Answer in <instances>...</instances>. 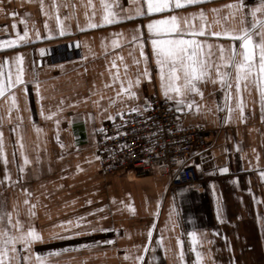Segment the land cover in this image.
Masks as SVG:
<instances>
[{"label":"crops","instance_id":"1","mask_svg":"<svg viewBox=\"0 0 264 264\" xmlns=\"http://www.w3.org/2000/svg\"><path fill=\"white\" fill-rule=\"evenodd\" d=\"M232 2L206 0L148 13L147 0H103V3L102 0H0V41L16 39L17 33L22 36L25 22L29 31L27 42L0 48L5 79L10 71L14 78L15 57L21 54L23 79L27 82L26 92L25 85H16L0 97V132L7 159L5 165L0 158V212L11 213L13 223L19 219L24 229L33 225L43 236V242L34 243L31 252L13 257L11 264H37L35 253L44 256L58 249L69 250L46 256L45 264H141L136 257L142 254L143 264H194L196 254L187 235L193 230L198 237L196 250L202 253L200 264H232L233 257L235 264H264V179L260 176L264 171V119L255 79L242 81L237 94L236 73L231 69L229 103L233 112L228 122H225L228 116L225 90L212 80L200 82L202 99L198 95L192 97L201 105L200 111L193 108L178 112L184 124H203L212 131L209 147L188 160L201 166L200 169L195 166L199 175L195 184L171 187L155 168L141 176L130 170L105 174L96 158L97 131L109 120L108 115L117 116L138 107L155 94L164 98L147 24L176 15L178 19L186 17L199 28L202 24L199 15L193 18L190 14L203 9L206 32L223 31L225 27L239 30L243 26L239 13L225 19L229 10L222 6ZM105 3L118 17L116 22L101 24ZM245 3L248 12L259 0ZM213 8H219V13L210 11ZM137 9L143 15H137ZM250 19L246 16L245 24ZM89 22L98 26L88 27ZM61 27L65 29L64 35L58 34ZM37 31L40 39H36ZM134 36L138 39L133 40ZM197 39L213 45L214 58L219 55L217 44L228 48L233 43L224 36ZM139 40L148 55L152 79L149 82L141 76V83L133 84L136 98L124 93L117 96L120 83L111 82L110 73L116 72L111 63L115 59L125 85L128 79L134 81L138 71L144 69ZM235 43L238 48L239 41ZM56 45L66 46L57 53L48 50ZM134 60H140V64ZM36 81L42 100L35 91ZM11 93H15L17 107L9 111ZM238 101L244 106L243 121ZM171 103L175 107V102ZM41 106L45 115H56L45 119L40 115ZM58 107L62 111L57 112ZM24 156L29 163L21 173L19 166L24 163ZM224 166L229 168L228 173L218 171ZM5 168L8 180L4 179ZM217 198L221 203V219L216 216ZM31 205H35L34 216L29 215ZM77 217H84L91 224H81L72 228L73 232L88 233L90 227L109 230L66 238L70 233L64 232L61 222L75 221ZM3 226H8L7 216ZM149 230L151 244L145 254ZM53 234L65 238H55ZM161 238L163 247L158 244ZM178 239L183 241V261L179 257ZM108 240L112 243H104ZM25 254L30 257L28 261L22 258ZM153 255L158 259H153Z\"/></svg>","mask_w":264,"mask_h":264},{"label":"snow or ice","instance_id":"2","mask_svg":"<svg viewBox=\"0 0 264 264\" xmlns=\"http://www.w3.org/2000/svg\"><path fill=\"white\" fill-rule=\"evenodd\" d=\"M206 0H147V11L148 13H158L169 7H182L185 5H195L204 3ZM103 3V0H102ZM43 8V4L41 5ZM104 13L102 16L101 24H111L116 22L118 17L115 13L109 10L108 4H103ZM222 7L227 8L229 11L225 17H235L237 13L240 14V22L243 25L239 30L234 28L225 27L223 31H205L207 17L203 9L198 13H191L190 15L195 18L199 15L202 24L199 28H196L195 25L191 24L189 20L185 17L178 19L176 15L165 16L162 19L151 20L147 24V29L149 32V40L152 48V57L154 59L155 65L157 66L159 86L165 100L174 101L176 112L184 111L185 109L192 110L195 108L196 111H200L201 105L197 103L193 96L198 95L203 98V92L201 91L199 84L202 81L212 80L213 83L219 82L222 89L225 90L224 100L225 107L228 111V116L225 118V122H228L232 119L233 108L229 103L232 100L231 93V69L235 70L236 76V90L239 94L241 82L248 81L250 79H255L258 89L260 92V105H261V118L264 119V0H259V3L255 4L250 8V11L245 12V9L249 6L245 3V0H233L232 3L223 5ZM2 10V9H0ZM210 11L218 14L220 9L213 8ZM258 13L260 15H258ZM15 15V13H12ZM137 15H143L139 9L136 10ZM250 16V21L245 24V17ZM129 18V17H124ZM59 19V18H58ZM219 22V21H217ZM183 25V26H182ZM88 27H97L98 25L89 22ZM15 27V25H13ZM47 28V24H45ZM59 35L65 34V29L60 28L58 33ZM113 35H119L114 33ZM198 36H215V37H228L233 42L228 48H225L223 44H217L219 55L218 57H213V45L208 43L207 40L197 39ZM29 37V31L27 28V23L25 22V29L23 35L21 36L17 33L16 39L5 41H0V48L9 47L16 45L18 43L27 42ZM40 34L36 32V39H40ZM137 37H133V40H137ZM236 41H239V47L236 46ZM140 44V55L143 58L144 69L143 72H139L135 80L128 79L127 85L125 81L120 78L119 66L116 64L115 59L111 63V68H115V73H110L112 76V83L119 81L120 83V92L117 93L119 96L121 93H124L132 98H136V92L132 91L133 84L138 86L141 83L140 77L148 79L149 82L152 79L151 70L148 67V55L144 52V44L142 40L138 41ZM113 45L116 46L117 42L113 41ZM44 52V49L40 50ZM118 59H123L122 57H117ZM7 59V58H6ZM84 59V57H82ZM23 60L24 57L21 54H17L15 57L16 72L13 78V73L10 71L5 79L4 72L2 71L3 65H0V97L4 96L6 92H9L10 89L14 88L16 85H25L26 81L23 79ZM134 63L139 65L140 60H134ZM124 68L127 70L128 65H124ZM214 74V75H213ZM108 85H105L107 87ZM246 86V85H245ZM35 91L39 100H42L43 97L40 95V85L39 82H35ZM87 99V98H85ZM11 108L17 107V101L15 93L10 94ZM63 101H61L62 103ZM112 101H110L111 103ZM151 107V103L147 100L141 107L130 108V112H141L147 111ZM237 107L240 109V119L243 121L244 111L242 102H237ZM217 110L219 106H217ZM62 111L61 108H57V112ZM106 111V109H102ZM209 111H211L209 109ZM40 115L45 119H50L56 115V113H49L45 115L43 107L41 106ZM121 118H123L124 113H118ZM109 120L115 121L116 117L114 115H108L106 117ZM128 121L124 120L123 123ZM57 127L59 126V119L56 120ZM15 131V129H13ZM39 131V129H37ZM99 131L105 132L106 129L100 128ZM116 135H120L119 132ZM110 137L105 136V139ZM57 141H59V136L57 135ZM19 142V141H18ZM61 147L64 145L61 142ZM21 149L23 145L21 144ZM239 150V146H237ZM23 155V151H21ZM0 158H3V162L7 165V159L3 154V134L0 132ZM99 159V157H96ZM258 159V157H257ZM29 160L27 156H24V163L21 164L20 171L23 173L24 165L28 164ZM178 163H183V161H178ZM197 169H200V165H195ZM77 169L79 165H77ZM220 173H228L229 168L227 166L220 167L218 169ZM262 179H264V171L260 173ZM5 180L10 179L8 175L7 168H5ZM234 183L238 181H233ZM212 191L215 192V185L212 186ZM250 192L251 189H248ZM25 203H28L26 200ZM91 203V201H88ZM123 203V202H121ZM35 205H31L29 209V215L34 216ZM96 211H101L97 209ZM91 215V213L89 214ZM5 216H7V227H4ZM216 216L217 219H221V203L220 199L217 198V207H216ZM103 219V218H102ZM221 222H223L221 220ZM81 224L90 225V221H86L84 217H77L75 221L68 220L62 221L61 227L64 232L70 233L66 238H71L72 236H80L83 234H90L91 232L96 231H108L109 229L100 228V227H90L89 232L81 231H71L72 228H78ZM154 227V226H153ZM15 230V231H13ZM55 238H65L59 236V234H53ZM187 235L191 238L192 251L196 254V261L194 264H200L202 253L196 250L198 243L197 232L195 230L190 231ZM149 242L144 245V253L147 254L149 251V245L151 244V230L148 232ZM36 242H43V236L33 225H30L27 229H24L23 223L17 219L13 223L11 218V213L0 212V264H11L13 257H20L21 253H29L32 251V245ZM178 244L181 245V251L179 257L183 261V241L178 239ZM104 243H112L111 240L104 241ZM159 246L162 245V238L158 242ZM19 245V249L17 248ZM80 247H89V245H80ZM69 249H58L50 251L42 256L40 253H35V258L37 264H45V257L51 255H58L61 251H67ZM154 254L155 249H152ZM23 260L28 261L30 259L29 255H23ZM127 258V257H126ZM137 261L143 264L144 255H139L136 257ZM153 259H158L153 255ZM232 264H235V258H232Z\"/></svg>","mask_w":264,"mask_h":264},{"label":"built area","instance_id":"3","mask_svg":"<svg viewBox=\"0 0 264 264\" xmlns=\"http://www.w3.org/2000/svg\"><path fill=\"white\" fill-rule=\"evenodd\" d=\"M64 46L56 45L48 50L57 53ZM147 100L151 103L147 111H123V118L117 115L115 121L106 120L99 127L106 129L97 131L103 173L130 170L133 175L141 176L155 168L171 187L195 184L199 175L188 160L209 147L212 131L203 124H184L171 101L157 94ZM145 102L139 107L143 108ZM124 120L128 122L125 124Z\"/></svg>","mask_w":264,"mask_h":264}]
</instances>
